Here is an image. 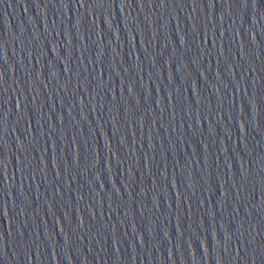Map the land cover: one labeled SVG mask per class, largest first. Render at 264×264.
Here are the masks:
<instances>
[{
	"label": "water",
	"instance_id": "1",
	"mask_svg": "<svg viewBox=\"0 0 264 264\" xmlns=\"http://www.w3.org/2000/svg\"><path fill=\"white\" fill-rule=\"evenodd\" d=\"M264 165V0H0V264H159Z\"/></svg>",
	"mask_w": 264,
	"mask_h": 264
}]
</instances>
